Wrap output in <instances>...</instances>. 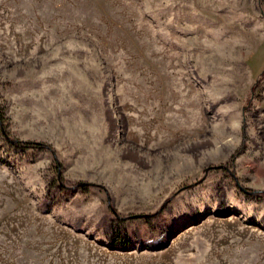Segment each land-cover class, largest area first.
Returning a JSON list of instances; mask_svg holds the SVG:
<instances>
[{"label": "rangeland", "instance_id": "374dc122", "mask_svg": "<svg viewBox=\"0 0 264 264\" xmlns=\"http://www.w3.org/2000/svg\"><path fill=\"white\" fill-rule=\"evenodd\" d=\"M0 128V264H264V0H0Z\"/></svg>", "mask_w": 264, "mask_h": 264}, {"label": "trees", "instance_id": "16d2710c", "mask_svg": "<svg viewBox=\"0 0 264 264\" xmlns=\"http://www.w3.org/2000/svg\"><path fill=\"white\" fill-rule=\"evenodd\" d=\"M0 132L2 137L4 138V140H6V142L15 148H20L21 150H26V149H35V148H41L42 145L40 143L37 142H33V141H24V140H18V139H10L3 131L2 128H0ZM58 190L64 191V192H68L69 190L62 186L61 183L59 182V184L57 185ZM260 196L262 195V192H255V196Z\"/></svg>", "mask_w": 264, "mask_h": 264}]
</instances>
